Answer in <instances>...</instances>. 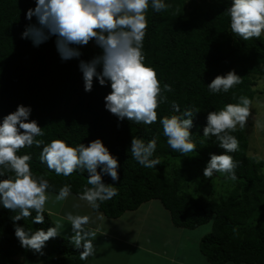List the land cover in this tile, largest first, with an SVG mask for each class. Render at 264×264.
I'll return each instance as SVG.
<instances>
[{
  "label": "trees",
  "instance_id": "1",
  "mask_svg": "<svg viewBox=\"0 0 264 264\" xmlns=\"http://www.w3.org/2000/svg\"><path fill=\"white\" fill-rule=\"evenodd\" d=\"M168 2L172 7L166 11L154 13L148 9L143 55L145 64L156 70L161 88L169 84L172 91L162 92L167 101L156 109L157 122L145 125L127 119L118 121L105 110L103 97L110 88L100 86L95 79L92 90L85 92L78 61L62 62L54 37L38 47L21 39L29 23L25 12L34 6V0H0V119L22 104L31 107L29 120H36L44 132L36 139L45 143L61 139L75 147L101 139L118 159L120 180L115 184L118 195L92 209L94 213L116 220L145 203L155 202L171 227L186 235L211 223L210 233L198 243L199 253L208 264H264V161L248 155L244 128L230 132L240 142L239 150L230 153L238 162L237 179H227L220 173L211 178L203 176L210 154L224 151L215 137H203L207 112L236 104L242 95L253 105L257 98L255 83L264 79V38L245 41L231 32L226 13L229 0ZM31 22L35 23V18ZM80 51V59L86 61L99 53L91 42ZM229 70H234L242 83L227 93H210L207 84ZM173 101L180 105L181 112L189 106L200 111L190 129L196 144L194 152L172 151L162 134L159 118L179 115L172 110ZM133 137L145 143L155 138L153 158L159 157L161 164L154 169L139 165L129 150ZM40 151L33 145L18 154L31 155L33 175L49 181L53 196L68 184L70 196L80 199L88 174L57 176L39 162ZM102 179L106 184L113 183L109 176ZM215 182L221 183L222 192L214 193ZM14 214L0 208V264H20L19 257L35 264L87 262L80 259L81 250L61 236L46 242L43 255L21 248L14 237ZM15 223L33 231L54 225L47 212L42 225L32 224L31 218Z\"/></svg>",
  "mask_w": 264,
  "mask_h": 264
},
{
  "label": "clouds",
  "instance_id": "2",
  "mask_svg": "<svg viewBox=\"0 0 264 264\" xmlns=\"http://www.w3.org/2000/svg\"><path fill=\"white\" fill-rule=\"evenodd\" d=\"M172 7L168 0H34V6L25 12L29 23L21 33V39L30 40L34 47L50 38L54 39L56 52L62 62L78 61L83 89L90 92L94 79L100 86L110 88L103 97V107L118 121L125 119L135 124L152 125L157 122L156 109L167 101L162 92H171L169 84L161 88L156 70L145 64L143 44L148 28L147 12L166 11ZM226 13L231 32L242 40L260 38L264 34V0H229ZM35 18V23L31 21ZM92 43L99 53L89 60L80 59V49ZM242 83L234 70L215 76L207 89L212 94L227 93ZM238 103L225 104L220 110L208 111L203 126V137H215L221 154H210L203 168V176L225 174L227 179H237L238 162L230 153L239 150L240 142L230 132L244 128L251 114L252 101L239 96ZM172 110L179 115L159 118L162 134L169 148L180 154L194 152L190 129L199 110L172 102ZM31 107L17 105L15 111L0 119V208L11 210L14 237L21 248L43 255L46 242L61 236L66 225L71 226L70 242L86 261L94 255L95 232L88 225V215L68 212L46 230L26 229L15 222L31 218L32 224H44L46 205L65 201L71 195V186L63 185L54 195L49 192L47 179L33 175L30 154L19 155L21 149L35 145L40 148L39 162L57 176L68 177L74 172L87 173L80 199L92 209L118 195L115 186L120 180L117 157L112 155L101 139L75 147L66 141L53 139L45 143L37 137L44 132L36 120H29ZM156 139L145 143L142 138L130 141L132 158L141 166L154 169L160 165L159 157L153 158ZM99 169V171H97ZM109 176L112 184L104 183ZM90 186V187H89ZM33 212L35 215H33ZM67 222V224L65 223Z\"/></svg>",
  "mask_w": 264,
  "mask_h": 264
},
{
  "label": "crops",
  "instance_id": "3",
  "mask_svg": "<svg viewBox=\"0 0 264 264\" xmlns=\"http://www.w3.org/2000/svg\"><path fill=\"white\" fill-rule=\"evenodd\" d=\"M60 203L58 209L46 207L53 224L68 212L90 217L88 227L96 234L95 252L85 264H193L184 232L171 227L155 202L145 203L116 220L94 213L87 202L75 197ZM70 235L71 226L66 225L61 237L69 239Z\"/></svg>",
  "mask_w": 264,
  "mask_h": 264
},
{
  "label": "rangeland",
  "instance_id": "4",
  "mask_svg": "<svg viewBox=\"0 0 264 264\" xmlns=\"http://www.w3.org/2000/svg\"><path fill=\"white\" fill-rule=\"evenodd\" d=\"M261 37L264 38V34H262ZM255 84H257L254 88L257 98L251 106V114L248 118L246 126L244 127V131L248 141V155L250 157H256L257 159L264 161V79H258ZM237 128H239V126ZM220 185V182L214 183V193L219 191L222 192L223 189H221ZM208 188H210V186H208ZM57 205L59 206L61 203H52L50 201L46 207H51L52 209H55L56 207L58 209ZM78 213L82 214L84 211H79ZM67 229H70V227ZM210 231L211 223L206 224L194 231L188 232V235L184 233V236L187 237L186 245H188L190 252L193 255V264H208L199 253L198 243L204 236L210 233ZM182 232L184 231L182 230ZM104 247L107 248L106 246ZM19 263L35 264L22 257H19Z\"/></svg>",
  "mask_w": 264,
  "mask_h": 264
}]
</instances>
